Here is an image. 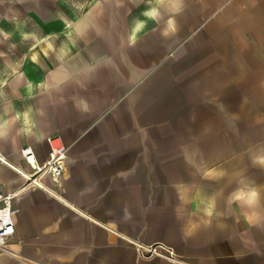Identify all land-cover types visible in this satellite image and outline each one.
Wrapping results in <instances>:
<instances>
[{"label":"crops","instance_id":"crops-1","mask_svg":"<svg viewBox=\"0 0 264 264\" xmlns=\"http://www.w3.org/2000/svg\"><path fill=\"white\" fill-rule=\"evenodd\" d=\"M124 3L0 36V154L29 173L23 145L39 163L45 136L67 147L43 188L0 161L1 190H21L0 264H264V0Z\"/></svg>","mask_w":264,"mask_h":264},{"label":"rangeland","instance_id":"rangeland-1","mask_svg":"<svg viewBox=\"0 0 264 264\" xmlns=\"http://www.w3.org/2000/svg\"><path fill=\"white\" fill-rule=\"evenodd\" d=\"M137 3H139V0H134V7ZM124 4V0H0V36H4L3 32H6L5 36H8L13 30L15 31L17 19L22 21L25 31H34L37 36L46 35L47 25L55 29L56 36H60L65 28L66 19L73 20L80 15L104 16V20L106 16H110L109 19L113 17L115 19L125 13L126 7ZM101 25L102 28L98 24L95 26L97 31H106L113 28H110L109 24L103 23V21ZM116 25L117 23L114 24V27ZM41 39L43 38L35 42L36 45L39 47L46 46V41ZM13 41V39H0V48L8 45L13 46ZM61 41L62 37L55 38L53 46L55 47ZM22 42L23 53L30 52V48L36 46L30 39H22ZM6 52L9 53V57H14L13 50L8 49ZM1 61L0 68L2 67ZM29 183L22 182L25 186H34Z\"/></svg>","mask_w":264,"mask_h":264},{"label":"built area","instance_id":"built-area-1","mask_svg":"<svg viewBox=\"0 0 264 264\" xmlns=\"http://www.w3.org/2000/svg\"><path fill=\"white\" fill-rule=\"evenodd\" d=\"M44 141L48 146V154L41 163L36 160L34 150L30 145H23L20 149V156L31 167L29 174L33 177L32 183H35V180H40L44 175H49L52 180L58 182L67 171V147L61 137L58 134H49L45 136ZM33 161L37 163V166H34ZM29 184L31 185V183ZM18 193L19 191L4 192L0 188V249L7 247L9 238L15 232L13 215L16 210L12 206V200ZM133 245L141 257L162 256L172 258L173 255L171 249L165 248L160 243L148 246L137 243H133Z\"/></svg>","mask_w":264,"mask_h":264},{"label":"bare ground","instance_id":"bare-ground-1","mask_svg":"<svg viewBox=\"0 0 264 264\" xmlns=\"http://www.w3.org/2000/svg\"><path fill=\"white\" fill-rule=\"evenodd\" d=\"M82 18V17H81ZM86 19H87V17H85ZM83 20V19H82ZM83 25V24H82ZM82 28V27H81ZM82 34V33H81ZM0 161L2 162V163H4V164H6L7 166H9L10 168H12L16 173H17V175L22 179V180H24V181H30L31 182V185H33L32 184V180H33V177L28 173V172H26L25 170H23L22 168H20L19 166H16V165H14L13 163H11L9 160H7L3 155H1L0 154ZM33 163H34V166H37V163L35 162V161H33ZM36 182H35V184H34V186H37V187H44V185H43V182H42V180H35ZM27 188H28V186H27ZM20 189H22V187L20 188ZM23 190V189H22ZM19 192L21 191V190H18ZM16 196V195H15Z\"/></svg>","mask_w":264,"mask_h":264},{"label":"clouds","instance_id":"clouds-1","mask_svg":"<svg viewBox=\"0 0 264 264\" xmlns=\"http://www.w3.org/2000/svg\"><path fill=\"white\" fill-rule=\"evenodd\" d=\"M177 10H178V9H177ZM244 195H245L244 193H238V194H237V199H241ZM248 195H250V196H252V197H255L257 194H256L255 192H252V193H250V194H248Z\"/></svg>","mask_w":264,"mask_h":264}]
</instances>
